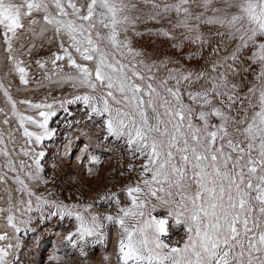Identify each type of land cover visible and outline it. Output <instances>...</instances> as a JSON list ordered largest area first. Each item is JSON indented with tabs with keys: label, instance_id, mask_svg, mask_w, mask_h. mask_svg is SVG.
Here are the masks:
<instances>
[{
	"label": "snow or ice",
	"instance_id": "obj_1",
	"mask_svg": "<svg viewBox=\"0 0 264 264\" xmlns=\"http://www.w3.org/2000/svg\"><path fill=\"white\" fill-rule=\"evenodd\" d=\"M96 251L264 264V0H0V264Z\"/></svg>",
	"mask_w": 264,
	"mask_h": 264
},
{
	"label": "rangeland",
	"instance_id": "obj_2",
	"mask_svg": "<svg viewBox=\"0 0 264 264\" xmlns=\"http://www.w3.org/2000/svg\"><path fill=\"white\" fill-rule=\"evenodd\" d=\"M39 95L40 94H37L36 98H39ZM113 163H114V161L113 162H109L108 166L104 168V171L103 170L100 171V178L89 180L88 177L81 175L80 179L83 181V183L85 185H88V186H93L94 187V186H96L98 184H101V183L104 182L103 178L105 176V173H107L108 169L112 167ZM73 175L75 176L76 173L73 172ZM49 228H51V225H49ZM65 229H68V228L64 227L63 230H65ZM40 238L43 240V243L40 244V246L36 250L35 259L37 261H40L42 258H45V256L43 254H44V251L46 250V248L49 246V240L52 238L51 232L48 231V230H45L43 236L40 237ZM27 243L31 245L33 243V241L31 239H29L27 241ZM67 249L71 251V249H69V248H67ZM68 250L66 252H68Z\"/></svg>",
	"mask_w": 264,
	"mask_h": 264
},
{
	"label": "bare ground",
	"instance_id": "obj_3",
	"mask_svg": "<svg viewBox=\"0 0 264 264\" xmlns=\"http://www.w3.org/2000/svg\"><path fill=\"white\" fill-rule=\"evenodd\" d=\"M110 161H108V160H105L104 161V166H103V168L100 170V171H104V168L105 167H107L108 166V163H109ZM64 229V227L63 228H61V229H59L60 231H63V232H66L68 229H65V230H63ZM53 242H56V241H53ZM51 249H50V247L48 246L47 248H46V250L44 251V256L46 257L47 255H48V252L50 251ZM68 249L67 248H65L64 249V251L66 252ZM109 250H111V246H110V248H109ZM68 252H70V250H68ZM102 252L101 251H96V252H94V253H90V255H91V262H90V264H101V256H102Z\"/></svg>",
	"mask_w": 264,
	"mask_h": 264
}]
</instances>
